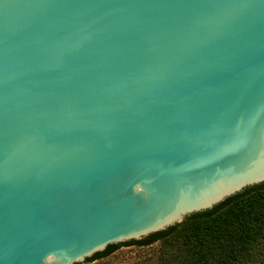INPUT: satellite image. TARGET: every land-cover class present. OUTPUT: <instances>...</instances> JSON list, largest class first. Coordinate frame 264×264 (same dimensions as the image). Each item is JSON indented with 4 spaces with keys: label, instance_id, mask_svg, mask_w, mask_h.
Listing matches in <instances>:
<instances>
[{
    "label": "water",
    "instance_id": "water-1",
    "mask_svg": "<svg viewBox=\"0 0 264 264\" xmlns=\"http://www.w3.org/2000/svg\"><path fill=\"white\" fill-rule=\"evenodd\" d=\"M264 183V0H0V264H85Z\"/></svg>",
    "mask_w": 264,
    "mask_h": 264
},
{
    "label": "trees",
    "instance_id": "trees-1",
    "mask_svg": "<svg viewBox=\"0 0 264 264\" xmlns=\"http://www.w3.org/2000/svg\"><path fill=\"white\" fill-rule=\"evenodd\" d=\"M156 246L157 264H264V183L140 241L109 245L87 263L119 247Z\"/></svg>",
    "mask_w": 264,
    "mask_h": 264
},
{
    "label": "rangeland",
    "instance_id": "rangeland-1",
    "mask_svg": "<svg viewBox=\"0 0 264 264\" xmlns=\"http://www.w3.org/2000/svg\"><path fill=\"white\" fill-rule=\"evenodd\" d=\"M156 246H123L107 258L87 264H157Z\"/></svg>",
    "mask_w": 264,
    "mask_h": 264
},
{
    "label": "flooded vegetation",
    "instance_id": "flooded-vegetation-1",
    "mask_svg": "<svg viewBox=\"0 0 264 264\" xmlns=\"http://www.w3.org/2000/svg\"><path fill=\"white\" fill-rule=\"evenodd\" d=\"M119 248H120V247H119ZM119 248H118V249H119ZM112 254H113V253H112ZM93 262H94V261H93ZM85 264H87V260H86Z\"/></svg>",
    "mask_w": 264,
    "mask_h": 264
}]
</instances>
